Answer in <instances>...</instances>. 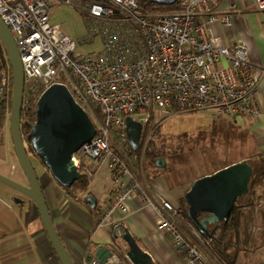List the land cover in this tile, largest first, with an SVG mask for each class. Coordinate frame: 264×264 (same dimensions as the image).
<instances>
[{"label": "built area", "instance_id": "2783aa9c", "mask_svg": "<svg viewBox=\"0 0 264 264\" xmlns=\"http://www.w3.org/2000/svg\"><path fill=\"white\" fill-rule=\"evenodd\" d=\"M54 1L85 13L88 31L82 42L100 35L101 51L94 56L75 52V42L49 21ZM219 2L176 0L174 10L143 13L137 0H0V18L14 37L24 71L23 105L35 103L47 86L60 82L93 116L94 135L71 158L88 182L95 177L93 164L108 167L112 185L97 226L113 210L127 213L129 197L139 194L186 264H218L207 249L211 238L188 227L180 218L181 207L153 195L140 179L142 166L128 142L125 118L142 124L143 140L155 131L161 112L212 110L229 121L260 114L253 103L256 80L247 44L226 46L215 33V24L231 22V11L217 10ZM251 3L264 11V0ZM0 52L6 58L1 41ZM8 79L0 66V102L7 98ZM113 247L105 262L85 257L82 264H121L117 253L126 257L125 251Z\"/></svg>", "mask_w": 264, "mask_h": 264}, {"label": "crops", "instance_id": "0c3cea01", "mask_svg": "<svg viewBox=\"0 0 264 264\" xmlns=\"http://www.w3.org/2000/svg\"><path fill=\"white\" fill-rule=\"evenodd\" d=\"M217 10L231 11L229 25L214 26L215 33L220 36L224 45L230 47L236 43H244L248 46V61L252 66L257 91L253 103L259 108L260 114L256 117L240 115L229 121L222 114L215 115L212 110L203 109L210 118L208 134L211 133L214 149L212 160H215V165L202 171L195 170L193 173L182 169L170 175L162 171L165 162L161 167H151L144 163L138 174L140 179L150 186L153 195L163 197L181 207L183 194L198 177L241 160H251L254 170L262 167L259 180L253 186L262 196L254 211L247 207L239 210V224L242 237L249 235L255 242L261 243L260 261L257 263L252 259V264H264V11H256L251 0H220ZM203 120L204 117L202 123ZM3 127L4 142L1 143L5 146L7 134L6 126ZM36 164L51 218L75 264H82L85 257H95L94 250L97 246L109 247L113 253L115 244L126 252V244L121 239L112 237L113 230L120 226L130 231L138 245L151 255L154 264H186L169 232L158 225V215L139 194L129 197L127 213L113 210L104 223L97 226L88 206L67 195L43 165L39 161H36ZM93 165L97 166L95 177L89 182L84 197L86 194L91 195L96 203L104 208L107 205V191L112 185L111 176L106 165ZM0 168L4 170L2 163ZM181 210V220L193 228L182 207ZM199 234L203 239L209 238L200 232ZM211 241L207 244V249L213 255L210 250ZM117 254L121 264H131L124 255ZM0 264H61L34 202L1 186Z\"/></svg>", "mask_w": 264, "mask_h": 264}, {"label": "water", "instance_id": "95a60500", "mask_svg": "<svg viewBox=\"0 0 264 264\" xmlns=\"http://www.w3.org/2000/svg\"><path fill=\"white\" fill-rule=\"evenodd\" d=\"M145 1L162 5H172L176 2V0ZM0 41L12 76L8 129L13 153L25 183H19L1 174L0 182L16 189L34 202L59 262L75 264L57 233L37 171L31 161V155L28 154V147L58 184L70 186L80 177V172L71 157L94 135L95 125L86 110L73 98L69 88L64 83L53 82L39 94L35 102V118L28 123L27 147L20 130L24 71L14 37L1 18ZM125 124L130 147L136 150L140 143L142 124L131 116L125 118ZM155 164L163 166V157H157ZM253 174L252 164L247 160H241L193 180L182 198L189 223L202 235L215 237L219 224L229 217L236 199L249 191ZM85 201L91 206L96 203L91 195H88ZM209 225L213 227L209 229ZM112 237L119 238L126 244L125 255L131 264H154L151 255L138 245L126 227H116ZM94 251L95 258L101 262H105L111 255L109 247L97 246Z\"/></svg>", "mask_w": 264, "mask_h": 264}, {"label": "rangeland", "instance_id": "374dc122", "mask_svg": "<svg viewBox=\"0 0 264 264\" xmlns=\"http://www.w3.org/2000/svg\"><path fill=\"white\" fill-rule=\"evenodd\" d=\"M49 21L51 24L58 25L60 32L75 42V52L87 56H94L102 50V39L100 35H95L89 41L82 42L88 31L85 13L74 5L54 1L49 11ZM206 111L161 112L160 116L156 119L158 125L156 127L157 132L155 130L150 135L146 134L143 140H140V146L134 150L139 158V166L144 165L146 159L145 148L152 141L154 147L157 146L162 149L163 156L161 157H163L165 162L162 171L166 174L171 175L175 171L178 172L182 169H187V171L193 173L195 170L202 171L212 168L216 162L212 160L214 149L211 133L208 134L210 118ZM134 117L137 116L134 115ZM203 117L204 120L202 123ZM4 126L7 127H5L7 139L6 145L4 146V143H1L2 141L4 142V127L2 126L0 127V163H2L4 170L0 168V174L19 183H25V179H23L21 169L13 153L8 129V119L5 121ZM201 163H204V165H201ZM0 186L7 188V191L12 190L17 195L20 194L16 189L3 182H0ZM241 239L243 238L241 237ZM241 245H243V242ZM260 245V242L255 241L247 245L246 249L237 254L234 264H252V259L259 263L262 254L260 252ZM213 256L216 258L218 264H224L217 256L214 254Z\"/></svg>", "mask_w": 264, "mask_h": 264}, {"label": "trees", "instance_id": "16d2710c", "mask_svg": "<svg viewBox=\"0 0 264 264\" xmlns=\"http://www.w3.org/2000/svg\"><path fill=\"white\" fill-rule=\"evenodd\" d=\"M137 2L139 5V11L143 13L153 12V11H171L176 9L177 7L176 4L162 5L145 0H137ZM0 66H3L5 69H7L9 76L8 79L9 87H8L7 98L2 102H0V127H2L4 126L5 121L8 119L10 98H11V87H12L11 68L2 52H0ZM60 79L65 80V78L62 75L60 76ZM34 105H35L34 101L30 102L28 105H23L21 112L20 130L22 136L26 138V140L29 132L28 123L34 121L35 118ZM88 115L93 120V116L90 115L89 113ZM28 150L36 157V155L33 153L31 148H28ZM145 155H146L145 164L149 166H156L155 159L159 156H162V149L157 146L154 147L153 142L150 141L145 148ZM247 161L250 162L251 160L248 159ZM78 170L80 172V177L76 181H74L70 186H62V187L64 188L66 194L69 195L71 198L79 202H82L86 206H88L89 211H91L90 213L92 217L93 218L95 217L96 219L95 222L97 224L98 219L101 213L103 212L104 208L103 206L100 207L98 203H95L94 206H91L90 203L85 201V198L89 195L86 194V196L84 197V194L87 192L89 182L86 178V173L83 171V169L79 168ZM262 171H263L262 167L259 168L258 170H254L252 185L250 186L249 191L245 195L236 199L235 205L229 217L221 224H219V228L217 229V233L215 237H210L212 240L210 243L211 252L215 256H217V258L220 259V261L223 262L224 264H234L236 261L237 254L240 251L246 249L247 245L255 241L249 235L242 237L240 233L239 210L242 207H247L249 208V210L254 211V208L258 203L259 199L261 198L262 194L261 192L255 191L253 186L257 184ZM181 207L183 208V212L185 213L186 205L183 199H181ZM212 227H213L212 225H209V229H211ZM241 237L243 239H241ZM242 242L243 245H241Z\"/></svg>", "mask_w": 264, "mask_h": 264}, {"label": "flooded vegetation", "instance_id": "af4514ba", "mask_svg": "<svg viewBox=\"0 0 264 264\" xmlns=\"http://www.w3.org/2000/svg\"><path fill=\"white\" fill-rule=\"evenodd\" d=\"M27 140H26V138H25V143H26V145H27ZM27 147H28V145H27ZM29 148V147H28ZM28 154H30L31 155V161H32V163H33V166H34V168L36 169V161H39L40 163H41V161L39 160V159H37L29 150H28Z\"/></svg>", "mask_w": 264, "mask_h": 264}]
</instances>
